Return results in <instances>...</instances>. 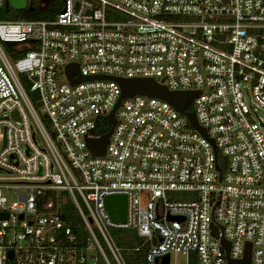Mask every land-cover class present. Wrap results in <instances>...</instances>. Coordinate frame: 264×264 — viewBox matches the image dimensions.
Segmentation results:
<instances>
[{
	"label": "built area",
	"instance_id": "built-area-1",
	"mask_svg": "<svg viewBox=\"0 0 264 264\" xmlns=\"http://www.w3.org/2000/svg\"><path fill=\"white\" fill-rule=\"evenodd\" d=\"M69 65L198 92L186 111L206 136L166 101L136 95L115 110L105 155L92 156L87 140L121 90L71 84ZM259 110L264 0H62L47 21L0 20V264H122L113 230L148 243L144 264L172 253L229 264L248 244L250 264H264ZM112 195L127 198L125 223L105 210ZM67 202L80 231L60 215Z\"/></svg>",
	"mask_w": 264,
	"mask_h": 264
},
{
	"label": "water",
	"instance_id": "water-1",
	"mask_svg": "<svg viewBox=\"0 0 264 264\" xmlns=\"http://www.w3.org/2000/svg\"><path fill=\"white\" fill-rule=\"evenodd\" d=\"M5 7L10 6L15 10H23L27 7V0H7L4 4ZM67 78L71 84H77L83 81L94 80V79H105L116 82L120 87V97L111 111L107 116V122L110 125V129L106 134L101 135L97 139H88L87 147L91 155L94 157H102L105 155L106 146L111 135V132L115 126V110L119 107L121 100L132 98L136 95L147 96L152 98L161 99L169 103L178 113L183 115L190 126L197 130L204 137L206 136L205 130L199 127L197 120L193 112H187V105L198 95V92H176L168 91L165 86H161L152 79H119L109 77H83L79 74L78 67L76 65H69L65 69ZM73 75L78 78L73 79ZM127 198L125 195H112L107 196L104 199L105 210L110 217L111 221L115 223H125L127 219ZM6 217V216H5ZM22 217H20L21 219ZM173 220V217L169 218ZM183 220V219H182ZM222 245L228 253L229 244H225V241L221 240ZM155 244V240L152 241ZM250 251L251 246H246L244 257L240 261H231L228 259L229 264H250ZM9 257L12 258V253H9ZM161 264H169V255H166L162 260Z\"/></svg>",
	"mask_w": 264,
	"mask_h": 264
},
{
	"label": "trees",
	"instance_id": "trees-1",
	"mask_svg": "<svg viewBox=\"0 0 264 264\" xmlns=\"http://www.w3.org/2000/svg\"><path fill=\"white\" fill-rule=\"evenodd\" d=\"M61 1L62 0H52L48 5L46 6L42 5V9L35 8L34 6L35 0H27V7L23 10H15L10 6L7 7L3 6L0 8V20L23 19V20H34V21H47L52 19L55 16V14L59 11ZM186 110L191 111V107L188 106ZM109 129H110V125L108 124L106 118H101L98 122V129L96 134L101 136L103 134H106L109 131ZM60 215L68 225H70L75 229V231H80L82 229V222L76 216V212L70 202H67L60 209ZM134 235L136 236L135 232ZM147 247H148V243L137 245L135 242H130V248L127 249L130 252H132L131 254H129L130 256L129 264H144L143 256L144 253L146 252ZM136 248H138V250H135ZM121 250L124 249H120V251ZM192 261L195 262L193 259Z\"/></svg>",
	"mask_w": 264,
	"mask_h": 264
},
{
	"label": "rangeland",
	"instance_id": "rangeland-1",
	"mask_svg": "<svg viewBox=\"0 0 264 264\" xmlns=\"http://www.w3.org/2000/svg\"><path fill=\"white\" fill-rule=\"evenodd\" d=\"M52 0H39L38 1V9H42V5L46 6L48 5ZM246 101L248 102V104L250 103L249 98L246 97ZM253 105V103H252ZM259 116L262 120H264V111L263 110H259ZM264 132V129H263ZM37 140L38 142L40 141L39 136H37ZM6 174L2 171H0V177H5ZM2 194L6 197L7 202L8 203H12L16 200V194L12 191V190H2ZM177 196H187V194L185 193H177ZM109 237L112 240L113 244L119 248V249H124L121 250L120 253V262L122 264H129V259L130 256L129 254H131L132 252H130L129 249L130 248V242H135L137 245L143 244L144 240L141 238H137L134 235V232L128 230H113L109 232ZM104 248H106L103 245ZM126 250V251H125ZM108 260L110 262V264H117L116 261L112 258V257H108ZM99 264H106L104 262V260H100ZM169 264H196L195 262H193L192 260H189L185 255L182 254H175L172 253L170 255V262Z\"/></svg>",
	"mask_w": 264,
	"mask_h": 264
},
{
	"label": "flooded vegetation",
	"instance_id": "flooded-vegetation-1",
	"mask_svg": "<svg viewBox=\"0 0 264 264\" xmlns=\"http://www.w3.org/2000/svg\"><path fill=\"white\" fill-rule=\"evenodd\" d=\"M38 1L39 0H35V3H34L35 8H38Z\"/></svg>",
	"mask_w": 264,
	"mask_h": 264
}]
</instances>
